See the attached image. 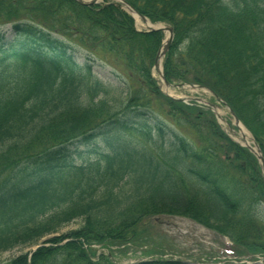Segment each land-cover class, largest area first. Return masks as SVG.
<instances>
[{
	"label": "trees",
	"instance_id": "16d2710c",
	"mask_svg": "<svg viewBox=\"0 0 264 264\" xmlns=\"http://www.w3.org/2000/svg\"><path fill=\"white\" fill-rule=\"evenodd\" d=\"M126 1L173 28L166 79L210 89L264 156V0ZM165 39L112 0H0V255L36 247L2 264H104L90 245L127 241L166 214L264 256L250 211L264 203L259 161L209 108L163 93L153 69ZM94 62L118 82L101 80Z\"/></svg>",
	"mask_w": 264,
	"mask_h": 264
},
{
	"label": "rangeland",
	"instance_id": "374dc122",
	"mask_svg": "<svg viewBox=\"0 0 264 264\" xmlns=\"http://www.w3.org/2000/svg\"><path fill=\"white\" fill-rule=\"evenodd\" d=\"M105 1L106 0H100V4ZM150 23L153 26H170L169 24L161 22L154 23L151 20ZM136 27L138 30H148L147 23L141 18L139 21H136ZM164 33L165 36L168 37V32L166 31ZM78 60L82 61L83 57L78 56ZM93 71L104 82L111 84H116L118 82L116 75L109 65H104L101 62H94ZM153 74L159 81V86L163 93L174 99H184L185 102L189 101L201 107L208 108V105H206L207 103L221 107L222 115L220 116L212 111L217 124L232 138V140L243 146L247 145L240 135L239 124H243L242 121L239 119L240 123L237 124L234 116L231 114V108L226 103L225 105L221 101H218L210 89L200 87L197 84L192 86V84L185 83H183V85L180 83H171L172 85L167 87L155 68L153 69ZM186 98H189V100H186ZM194 98H202L205 103L196 101ZM244 127L247 129L245 125ZM180 132L186 135L190 140H193V137L187 134L183 128ZM248 132L251 136L249 145L254 147V137L249 130ZM220 143L222 142L219 141L218 144ZM80 148L85 149V146L81 145ZM230 156H232V154ZM80 160H82L81 157L78 158V162H80ZM250 211L257 214L259 218L258 221L264 228V203L253 207ZM81 223L82 220L77 219L64 226L60 230V233L73 231L78 228ZM135 232L136 233L130 236L127 241H120V243L115 242V244L103 247L100 245H90L93 249L97 248L96 251H98V254H104L103 256L100 255V257L96 256L92 260L96 261L100 258L99 260L104 262V264L107 263L104 261L103 257L108 259L109 264H127L150 259H172L183 261L188 264H264L263 256H254L257 258V263L249 261L253 260L252 257L239 255L238 245L232 242L228 237L185 216L167 214L155 215L137 225ZM262 238L264 240V235ZM35 248L36 247L17 246L9 251L3 252L0 255V264L22 253L30 252ZM232 250L235 254H232Z\"/></svg>",
	"mask_w": 264,
	"mask_h": 264
},
{
	"label": "water",
	"instance_id": "95a60500",
	"mask_svg": "<svg viewBox=\"0 0 264 264\" xmlns=\"http://www.w3.org/2000/svg\"><path fill=\"white\" fill-rule=\"evenodd\" d=\"M81 4H84V5H94V4H98L100 3V0H78ZM117 2L121 3L123 5V7L135 18V14L138 15L144 22H150V20L140 14L134 7H132L130 5V3H128L126 0H116ZM148 29L149 30H161V31H164V32H168V37L166 38V40L164 41L161 49L158 51L157 55H156V59H155V64H154V68L159 72V75L161 77V79L163 80V82L165 83V85L167 87H169L170 85H172L165 77V74H164V71H163V58L164 56L166 55L168 49L170 48V45L173 41V38H174V30L171 26H160V25H157V26H153V25H150L148 26ZM183 85V84H181ZM194 86V85H192ZM201 87V86H200ZM216 99L218 101H221L223 103V101L218 97L216 96ZM196 101H201V102H204V100L202 98H194ZM180 100H184V99H180ZM186 100H189V98H186ZM205 103V102H204ZM225 104V103H224ZM206 105H208V107L216 114V108H217V105L215 104H211V103H207ZM226 105V104H225ZM231 114L234 116L235 118V121L237 124L240 123V120L239 118H237V116L235 115L234 111L231 110ZM253 143H254V147L251 146V145H246L248 146V148L257 156V158L259 159L260 161V165H261V168H262V172L264 174V156L262 155L261 153V150H260V147L259 145L256 143V141L253 139Z\"/></svg>",
	"mask_w": 264,
	"mask_h": 264
},
{
	"label": "bare ground",
	"instance_id": "6f19581e",
	"mask_svg": "<svg viewBox=\"0 0 264 264\" xmlns=\"http://www.w3.org/2000/svg\"><path fill=\"white\" fill-rule=\"evenodd\" d=\"M135 18H136V21H139V19H140V17L136 14H135ZM147 25L150 26L151 23L147 22ZM216 112L219 116L222 115L221 107L217 106ZM239 129H240V135L242 136L245 143L250 144L251 136H250V133L248 132V130L241 123L239 124Z\"/></svg>",
	"mask_w": 264,
	"mask_h": 264
}]
</instances>
